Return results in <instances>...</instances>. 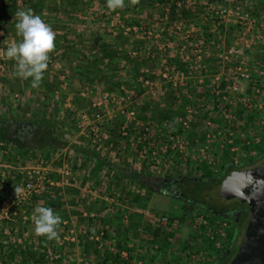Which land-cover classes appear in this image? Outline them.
<instances>
[{
	"label": "rangeland",
	"instance_id": "374dc122",
	"mask_svg": "<svg viewBox=\"0 0 264 264\" xmlns=\"http://www.w3.org/2000/svg\"><path fill=\"white\" fill-rule=\"evenodd\" d=\"M28 1L0 0V113L15 115L18 106L26 110L40 98L41 87L34 88L30 79L17 76L16 62L5 54L11 43L22 39L16 33L15 13L31 10L51 27L56 37L55 48L49 54L52 62H48L43 78L54 86L50 104L60 110L57 136L73 149L71 163L64 166L68 174L55 160H44L38 165L32 162L29 165L35 181H30L16 199L3 202L0 236L3 234L6 239V251L14 252L22 245L33 249L35 245V252L39 251V243L45 237L38 239L32 216L41 205L30 207L28 201L26 208L21 209L17 201L27 198V190L36 189L50 177L51 184L57 186L74 183V190L64 196L68 226L63 232L65 244L79 242L76 220L80 213L86 220L82 226L87 242L82 247H66V262L103 264L107 260L103 252L110 248L107 264L113 259L117 264H189L188 250H193L195 241L202 246L207 244L206 232L200 235L192 231L194 220L203 214L178 199L146 190L128 177L114 175L108 164L121 171L168 178L197 166H208L218 174L225 166L239 167L264 158V127L259 125L264 122V110L253 115L242 106V100L254 97L251 86L243 83L240 93H223L226 102L219 101L212 92V80L218 75L224 80L229 69L238 63L216 57V52L232 45L237 32L228 28L231 44L223 37L211 44L203 23L206 14L200 8L201 0H184L188 3L183 8L177 5L174 16L170 14L172 0H165L163 5L150 7V19L142 20L134 29L124 25L116 10L104 11L97 0ZM85 2L92 3L90 10ZM183 9L194 11L184 16ZM100 45L117 51L118 57L114 63L104 61L101 74L90 76L95 57L102 50ZM206 48H212L213 53L205 55ZM262 52H252L256 58L247 62L255 74L264 66ZM106 94L108 103L97 106ZM233 117L244 126L237 129L236 122L230 119ZM207 121L212 122L211 129L206 127ZM218 131L222 138L216 136ZM258 136L260 141L256 143L254 137ZM177 140L187 143L183 151L176 149ZM247 140L256 155L242 160L231 153L228 142L240 146ZM84 151L106 160L102 170L94 171L96 164L83 156ZM67 153L69 150H64L56 157ZM5 167L0 161V170ZM211 196L218 205L238 203L235 199L225 201L218 191ZM151 215L168 217L172 224L177 221L176 226L158 225L157 221L155 224ZM213 217L215 220L208 219L216 224L221 220L230 224L229 236L235 233L234 216ZM244 224L242 232L247 226ZM120 227L123 229L114 233ZM121 234V239H116ZM157 234L165 239L152 244ZM46 242L50 246L57 240ZM210 249L212 257L206 264L215 261ZM122 251L128 252L129 260L122 257ZM5 261L11 263L9 259Z\"/></svg>",
	"mask_w": 264,
	"mask_h": 264
},
{
	"label": "trees",
	"instance_id": "16d2710c",
	"mask_svg": "<svg viewBox=\"0 0 264 264\" xmlns=\"http://www.w3.org/2000/svg\"><path fill=\"white\" fill-rule=\"evenodd\" d=\"M30 1L31 0L28 2ZM97 1L99 2L98 5H100L104 11L108 9L106 0ZM180 1L181 0H172L170 4L171 16L175 15V8H178L177 5ZM14 3V5H16L15 1ZM163 3H165V0H124L125 6L121 9H116V12L121 16L127 28L134 29L137 26L139 27L142 20L146 22L150 19L152 16L149 10L150 7H156L157 4L163 5ZM85 5L89 6V10L92 7V3L85 2ZM10 7L12 8V6ZM5 9L6 14L8 8L5 7ZM193 11L194 10L189 11V9H183L181 14L184 16L187 14L190 15V12L193 14ZM93 19L95 18L93 17ZM1 21L0 16V23ZM101 49L99 55L95 57V60L93 59L94 68H91L93 70L90 71V76L93 74H101L104 61L108 60L114 63V60L118 57V52L115 50L111 51L104 46H101ZM29 79L31 80V78ZM39 86L41 87L39 93L40 98L35 104H32L29 108L27 107L26 110L18 106L15 115L13 113L8 114V112H4V114L0 113V161L6 165L5 169L0 170V207L5 200H14L17 198L15 186H20L22 190H25L30 181H35L36 176L32 175L29 165L32 162L38 165L39 162H44V160H46L47 163L55 160L60 164L59 167H61L64 173H66V168L64 166H68V164L71 163V152L73 148L71 147V149L67 141L59 139L57 136L58 114L60 110L59 106L54 107L50 104L51 98L54 97L55 93L54 86L51 82L45 81L43 77ZM64 150H69V153L65 156L60 154V156L56 157L58 153ZM83 154L84 157L94 161V164H96V169L94 171L96 173L102 170L103 165L106 164V160L97 154L85 151ZM263 161L264 158L258 162L246 163L239 167L225 166L218 174H214L208 166H197L168 178H152L151 176H144L139 171L125 169L121 171L111 164L108 165L114 175L118 174L122 178L128 177L131 181L142 184L146 190L156 192L157 194H163L175 200L178 199L179 202L192 206V211H197V214H203L206 218L215 220V217H213L214 213H217V215L220 214L222 218H230L229 214L232 212L238 213L239 216L237 215L238 217L236 216V219L232 222L235 233L229 236V241L224 245L223 250L213 255L215 260L213 264H229L240 246L241 241H239V239H242L244 235L242 229L245 228V224L242 222L244 221L246 223L248 221L249 211L247 206H242L238 203H234L233 205H218L211 195L213 192H219L222 181L232 171L254 168ZM73 185L74 183L72 182V185H67L65 187L57 186L56 183L51 184L50 177L48 180L45 178L42 184L38 185L36 189L27 191V198L17 201L21 209L26 208V203L29 201L28 205L31 204L30 207L39 203L42 207L52 208L54 212L61 217V224L58 228V239H56L57 243H50V246H48L49 244L46 242L48 239L43 238V240L41 238L42 241L38 246L39 251H36L37 254L33 247L24 248L23 245L14 252L8 253L5 246L6 239H4L2 234L0 236V264L8 263L5 259H9L11 261L10 264H34L35 262H38V264H41V262L42 264H72L66 262L64 258V250L66 247H82L87 242V236H85L86 233H84V228L82 226L86 221L82 217L83 213H80L79 218L76 220L77 230L79 231V242L77 244L75 242H69L67 244L63 242V232H66L68 229L65 222L67 219L64 212L65 210H63L66 204L64 196L70 195L71 191L74 190ZM74 192L77 191L75 190ZM18 199H20V197ZM121 229L123 228L114 229V233L115 230ZM121 236L122 234L117 236L116 239H121ZM160 239L164 240L165 238H159L157 234L152 240V244H156L157 241V243H161V241H159ZM238 241L240 243H238ZM51 246L52 252H50ZM113 248L116 249V247ZM151 248H153V246ZM109 249L110 248L103 252L106 254L107 258L103 264H107L110 259V257L107 256V250L109 251ZM20 259H22V261H19ZM114 261L115 259L111 260V264H117V262Z\"/></svg>",
	"mask_w": 264,
	"mask_h": 264
},
{
	"label": "built area",
	"instance_id": "2783aa9c",
	"mask_svg": "<svg viewBox=\"0 0 264 264\" xmlns=\"http://www.w3.org/2000/svg\"><path fill=\"white\" fill-rule=\"evenodd\" d=\"M200 8L204 11L205 20L204 25L207 27V34L209 36V41L214 45L216 41H219L221 37L223 40L230 42V36L227 33L228 28H232L237 32V35L232 41V45L226 49H222L216 52V57L222 61H237L233 68H230V73L226 75V78L221 79L218 75L212 80V92L215 97L221 102H226L227 98L223 96V93H240L242 90V84L246 83L251 86L254 92V97L249 100H242V106L244 109L253 115H258L264 110V66H261L255 74L248 66V61L254 59L255 55L251 53L256 50L264 51V0H201ZM188 3L187 1L181 0L178 2V6L181 7ZM258 14V15H257ZM202 49H199V53ZM206 54L213 53L212 48H206L203 52ZM200 59L201 56H198ZM49 63L52 62L50 58ZM221 75V74H220ZM224 88V89H223ZM108 94L104 95L102 100L96 104L101 106L108 103ZM100 118L99 115H97ZM232 122H236L237 129L244 126L240 121H236V118H230ZM206 127L211 129L212 122H205ZM259 125H263L261 122ZM260 128H262L260 126ZM126 129V128H124ZM264 130V129H263ZM234 132V131H233ZM125 134V132H124ZM264 137V131L262 133ZM217 137L222 138V132H216ZM210 137V134H208ZM215 137V136H214ZM256 143L260 141L259 136L254 137ZM178 143L175 145L176 149L183 151L186 146L184 140H177ZM229 148L233 155L237 158H249L256 155V151L250 146V141L247 140L244 144L238 146L234 142L229 141ZM248 163V162H246ZM245 163V164H246ZM68 174V170L65 171ZM30 186V183L29 185ZM29 191V190H27ZM26 192H24V195ZM151 217L154 219L153 223L157 221L158 225H172L176 226V222L173 224L168 217ZM157 219V220H156ZM156 224V223H155ZM230 224L227 221L221 220L217 224L215 221H211L203 215L198 216L193 223L192 231L195 234H200L206 232L207 234V244L205 246L200 245L199 242L193 245V250H188L189 253V264H206L213 255L217 252H221L224 248L225 242L227 241L229 235ZM156 250L161 251L158 246H155ZM121 255L126 260L128 258V252L122 251Z\"/></svg>",
	"mask_w": 264,
	"mask_h": 264
},
{
	"label": "clouds",
	"instance_id": "9594fccd",
	"mask_svg": "<svg viewBox=\"0 0 264 264\" xmlns=\"http://www.w3.org/2000/svg\"><path fill=\"white\" fill-rule=\"evenodd\" d=\"M109 10L123 8L124 0H106ZM16 33L22 37L20 42L11 43L6 49V56L16 63V75L22 79L31 78L32 87H37L48 68L49 54L55 48V34L40 16L31 10H19L15 13ZM22 188L15 186L16 196L22 194ZM34 231L37 236L48 240L58 239L61 217L50 207H36L32 216Z\"/></svg>",
	"mask_w": 264,
	"mask_h": 264
},
{
	"label": "water",
	"instance_id": "95a60500",
	"mask_svg": "<svg viewBox=\"0 0 264 264\" xmlns=\"http://www.w3.org/2000/svg\"><path fill=\"white\" fill-rule=\"evenodd\" d=\"M219 196L246 204L250 214L238 251L229 264H264V161L254 168L229 173L220 185Z\"/></svg>",
	"mask_w": 264,
	"mask_h": 264
},
{
	"label": "flooded vegetation",
	"instance_id": "af4514ba",
	"mask_svg": "<svg viewBox=\"0 0 264 264\" xmlns=\"http://www.w3.org/2000/svg\"><path fill=\"white\" fill-rule=\"evenodd\" d=\"M261 58H262V62H263V64H264V51L262 52V56H261ZM263 159V158H262ZM238 204H241L242 206H247L246 204H242V203H240L239 201H238ZM237 209H239V208H237ZM214 216H220V214H218L217 215V213H214L213 214ZM238 215V213L236 214V212L234 213V212H232V213H230V217H232V216H234L235 217V219H236V216ZM239 216V215H238ZM237 216V217H238ZM249 216H250V214H249ZM248 220H249V218H248ZM243 224L245 223L244 221L242 222ZM248 223V221L246 222V224Z\"/></svg>",
	"mask_w": 264,
	"mask_h": 264
},
{
	"label": "crops",
	"instance_id": "0c3cea01",
	"mask_svg": "<svg viewBox=\"0 0 264 264\" xmlns=\"http://www.w3.org/2000/svg\"><path fill=\"white\" fill-rule=\"evenodd\" d=\"M6 237V236H5ZM41 237H44V236H40L38 239H40ZM44 239H46V238H44ZM33 241H35V240H33ZM40 244V243H39ZM34 249H36V246L34 245ZM66 250V249H65ZM38 252V251H37ZM37 252H36V254H37ZM68 256H67V259H66V261H68ZM35 262V261H34Z\"/></svg>",
	"mask_w": 264,
	"mask_h": 264
}]
</instances>
